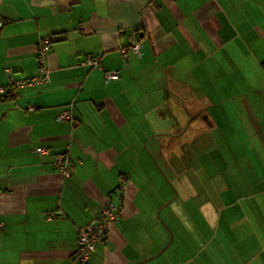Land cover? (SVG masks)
I'll list each match as a JSON object with an SVG mask.
<instances>
[{
  "label": "crops",
  "instance_id": "0c3cea01",
  "mask_svg": "<svg viewBox=\"0 0 264 264\" xmlns=\"http://www.w3.org/2000/svg\"><path fill=\"white\" fill-rule=\"evenodd\" d=\"M0 14V84L5 67L36 72L42 37L52 74L0 92V264H76L108 198L121 213L89 264H264V0H0ZM70 102L76 124L57 119ZM68 149L64 176L52 162Z\"/></svg>",
  "mask_w": 264,
  "mask_h": 264
},
{
  "label": "built area",
  "instance_id": "2783aa9c",
  "mask_svg": "<svg viewBox=\"0 0 264 264\" xmlns=\"http://www.w3.org/2000/svg\"><path fill=\"white\" fill-rule=\"evenodd\" d=\"M5 22L6 20L0 14V35ZM130 49L136 54H141L142 43L133 38ZM50 51L51 39L49 37L40 38L36 46V60L38 64L36 72L26 77L16 78L13 75L14 70L11 67H5L9 78L6 85L0 84V92L16 95L18 94L19 88L49 83L52 80L51 70L47 63ZM85 62L93 67H101V59L96 55H88ZM119 74V70H105L106 80L116 79L119 77ZM74 106L75 104L70 102L61 108L57 114V119L70 120L72 124H76L78 120L74 114ZM34 151L38 155L51 152L50 148L44 146H38ZM52 163L64 176H69L72 173L74 165L69 149L56 152ZM120 213L121 204L108 198L101 207L100 216L91 218L83 226L78 228V245L74 253L76 264H89L90 256L95 251L97 242L104 241L107 238L112 224L116 221ZM2 225L3 223L0 221V228Z\"/></svg>",
  "mask_w": 264,
  "mask_h": 264
},
{
  "label": "rangeland",
  "instance_id": "374dc122",
  "mask_svg": "<svg viewBox=\"0 0 264 264\" xmlns=\"http://www.w3.org/2000/svg\"><path fill=\"white\" fill-rule=\"evenodd\" d=\"M170 241H172V239H170Z\"/></svg>",
  "mask_w": 264,
  "mask_h": 264
},
{
  "label": "trees",
  "instance_id": "16d2710c",
  "mask_svg": "<svg viewBox=\"0 0 264 264\" xmlns=\"http://www.w3.org/2000/svg\"><path fill=\"white\" fill-rule=\"evenodd\" d=\"M263 65H264V62H263ZM96 250V249H95Z\"/></svg>",
  "mask_w": 264,
  "mask_h": 264
}]
</instances>
